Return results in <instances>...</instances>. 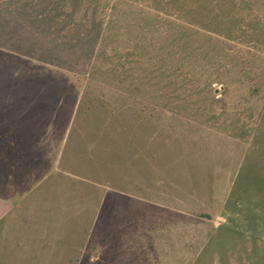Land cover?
<instances>
[{"label":"rangeland","instance_id":"1","mask_svg":"<svg viewBox=\"0 0 264 264\" xmlns=\"http://www.w3.org/2000/svg\"><path fill=\"white\" fill-rule=\"evenodd\" d=\"M0 264H264V0H0Z\"/></svg>","mask_w":264,"mask_h":264}]
</instances>
